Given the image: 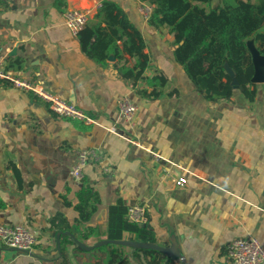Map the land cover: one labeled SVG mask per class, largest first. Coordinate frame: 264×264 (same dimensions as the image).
<instances>
[{
	"label": "crops",
	"instance_id": "crops-1",
	"mask_svg": "<svg viewBox=\"0 0 264 264\" xmlns=\"http://www.w3.org/2000/svg\"><path fill=\"white\" fill-rule=\"evenodd\" d=\"M101 1L0 0L5 70L97 122L59 117L34 93L0 84V225L25 226L38 238L30 254L0 241V262L61 263L60 231L50 221L62 213L74 225L78 217L62 196L76 200L81 183L70 170L86 148L102 153L84 173L101 199L87 226L105 227L109 207L124 199L146 205L158 243L170 246L174 236L188 264H230L228 246L239 238L256 237L264 247V84L253 100L238 89L228 100L208 101L175 61L174 34L150 27L139 0H112L144 38L151 59L144 76L168 80L151 99L152 86L123 78L114 55L105 67L96 64L65 25L66 10L89 9L91 21ZM124 96L137 106L133 127L119 115ZM180 177L186 185H176Z\"/></svg>",
	"mask_w": 264,
	"mask_h": 264
},
{
	"label": "trees",
	"instance_id": "trees-1",
	"mask_svg": "<svg viewBox=\"0 0 264 264\" xmlns=\"http://www.w3.org/2000/svg\"><path fill=\"white\" fill-rule=\"evenodd\" d=\"M139 1L152 7L147 19L150 27H165L174 34L175 61L208 101L228 100L234 94L226 63L235 72L242 93L249 100L254 99L256 85L251 83L254 66L247 41L253 39L264 55V0ZM76 36L82 53L96 64L105 67L109 56L114 55L120 61L118 71L123 78L152 86L151 99L162 94L157 88H164L168 80L161 76L152 79L144 76L151 66L144 38L119 4L102 0L94 18ZM127 56L135 60L132 67L128 66ZM75 197L72 202L67 195L62 196L64 204L78 214L74 225L62 213L50 221L52 231L63 232L59 264H183L158 250L135 249L117 243L91 251L79 248L67 233L89 246L104 239L159 243L150 225H139L128 219L130 205L124 199L109 207L105 227H91L87 224L101 204L99 192L84 178Z\"/></svg>",
	"mask_w": 264,
	"mask_h": 264
},
{
	"label": "built area",
	"instance_id": "built-area-1",
	"mask_svg": "<svg viewBox=\"0 0 264 264\" xmlns=\"http://www.w3.org/2000/svg\"><path fill=\"white\" fill-rule=\"evenodd\" d=\"M140 12L145 19H148L152 7L146 3L140 6ZM92 12L89 9L70 8L64 13L65 25L77 35L90 21ZM7 82L13 87L32 92L44 102L49 104L53 113L59 117L79 121L86 126L96 124V120L79 109L74 103L65 101L55 94L50 93L43 87L36 85L26 79L16 77L3 67L0 57V84ZM118 109L121 120L134 125V118L137 106L128 96H124L118 101ZM156 159L159 156L154 154ZM102 161V153L94 148H86L77 152L76 160L70 170V177L76 183H81L84 179L85 169L89 165H97ZM187 180L180 177L176 181L177 186L186 185ZM128 219L139 225L149 223L148 210L144 204H131L128 208ZM0 241L10 249L24 253H32L38 243L37 235L25 226L0 225ZM227 256L230 264H264V247L256 237L249 236L234 240L227 249ZM0 264H10V262H0Z\"/></svg>",
	"mask_w": 264,
	"mask_h": 264
},
{
	"label": "water",
	"instance_id": "water-1",
	"mask_svg": "<svg viewBox=\"0 0 264 264\" xmlns=\"http://www.w3.org/2000/svg\"><path fill=\"white\" fill-rule=\"evenodd\" d=\"M247 46L250 51L251 57H252V63L254 66V75L251 79V83L254 85L258 84H264V55H261L259 50L257 49L255 45V41L253 39L247 41ZM225 69L227 71V74L231 78L232 81V86L234 90H238L240 85L238 82V79L236 77L235 72L233 69L230 67L228 63L225 64ZM81 186V185H80ZM63 234V232H58L57 233V247L58 251L60 252V237ZM70 235L74 241L77 243L79 248L84 249L86 251H91L94 250L100 246L109 244V243H117L125 246H129L135 249H153V250H158L161 252H164L178 260H180L183 264H188L186 259L184 258V255L182 254L181 250L178 247L177 240L174 236L171 237V245L170 246H163L160 244L154 245L151 243H144V242H134V241H127V240H122V241H112L108 239H104L94 245H86L79 240L75 239L72 234L67 233Z\"/></svg>",
	"mask_w": 264,
	"mask_h": 264
}]
</instances>
